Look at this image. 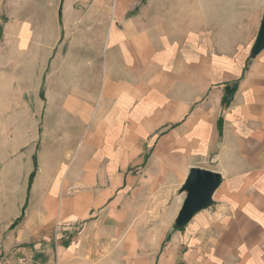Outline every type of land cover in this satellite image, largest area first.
<instances>
[{
	"label": "crops",
	"instance_id": "crops-1",
	"mask_svg": "<svg viewBox=\"0 0 264 264\" xmlns=\"http://www.w3.org/2000/svg\"><path fill=\"white\" fill-rule=\"evenodd\" d=\"M160 1H64L20 243L76 251L92 229L103 264H264V0L227 1L245 28L226 42L174 33ZM195 171L219 181L186 218Z\"/></svg>",
	"mask_w": 264,
	"mask_h": 264
},
{
	"label": "rangeland",
	"instance_id": "rangeland-1",
	"mask_svg": "<svg viewBox=\"0 0 264 264\" xmlns=\"http://www.w3.org/2000/svg\"><path fill=\"white\" fill-rule=\"evenodd\" d=\"M64 1L0 0V115L5 113L4 123L0 121V264H103L108 260L104 252L96 251L99 243L92 229L76 251H69L66 244L59 251L50 246L44 252L41 247L39 254L20 243L18 232L29 213L28 189L20 188L26 181L21 172L26 173V163H32L31 186L44 144V116L38 114L34 122L28 113L46 106V77L56 80L68 70ZM227 1L161 0L158 6L174 33L197 30L217 42L238 41L245 26L227 9ZM34 123L35 130H29ZM4 126L10 130L3 131ZM25 191L28 197L22 207Z\"/></svg>",
	"mask_w": 264,
	"mask_h": 264
},
{
	"label": "water",
	"instance_id": "water-1",
	"mask_svg": "<svg viewBox=\"0 0 264 264\" xmlns=\"http://www.w3.org/2000/svg\"><path fill=\"white\" fill-rule=\"evenodd\" d=\"M260 42L261 46L264 45V26L260 35ZM218 181L216 175L202 171L194 172L189 184L191 193L185 205L184 217H190L197 209L208 202L210 194L217 186Z\"/></svg>",
	"mask_w": 264,
	"mask_h": 264
},
{
	"label": "trees",
	"instance_id": "trees-1",
	"mask_svg": "<svg viewBox=\"0 0 264 264\" xmlns=\"http://www.w3.org/2000/svg\"><path fill=\"white\" fill-rule=\"evenodd\" d=\"M237 90V87H233L232 89H228V93H234ZM229 97V96H228ZM229 98H226V103L229 102Z\"/></svg>",
	"mask_w": 264,
	"mask_h": 264
}]
</instances>
